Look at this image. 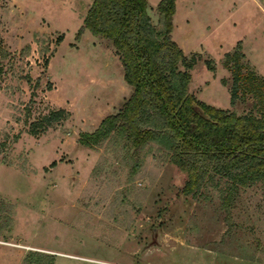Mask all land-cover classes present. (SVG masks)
<instances>
[{"label": "rangeland", "instance_id": "obj_1", "mask_svg": "<svg viewBox=\"0 0 264 264\" xmlns=\"http://www.w3.org/2000/svg\"><path fill=\"white\" fill-rule=\"evenodd\" d=\"M91 1L0 0V264H264L263 182L239 187L227 210L224 179L182 195L185 174L155 143H78L131 91L110 43L77 37ZM146 1L160 28V0ZM172 25L194 59L188 92L255 114L249 94L229 103L222 61L239 40L264 79V0H175ZM56 108L66 118L28 132Z\"/></svg>", "mask_w": 264, "mask_h": 264}, {"label": "trees", "instance_id": "obj_2", "mask_svg": "<svg viewBox=\"0 0 264 264\" xmlns=\"http://www.w3.org/2000/svg\"><path fill=\"white\" fill-rule=\"evenodd\" d=\"M156 8L160 28L151 23L146 0L89 4L77 37L86 30L108 41L131 91L115 113L77 141L93 147L115 135L136 151L155 143L185 174L182 195L195 197L214 177L224 179L220 200L228 210L239 187L264 183V79L247 67L238 40L222 61L231 77L229 103L249 94L255 114H235L196 99L187 90L194 59H187L170 35L175 0H160ZM67 115L62 108L51 109L29 124L28 132L37 134Z\"/></svg>", "mask_w": 264, "mask_h": 264}]
</instances>
